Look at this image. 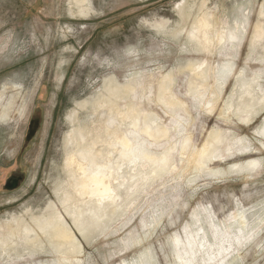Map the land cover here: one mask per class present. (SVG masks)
I'll return each mask as SVG.
<instances>
[{
  "label": "rangeland",
  "instance_id": "1",
  "mask_svg": "<svg viewBox=\"0 0 264 264\" xmlns=\"http://www.w3.org/2000/svg\"><path fill=\"white\" fill-rule=\"evenodd\" d=\"M176 3L182 0H93V12L78 19L69 14L66 0H0V222L26 210L40 213L48 199L56 201L53 182L60 174L63 140L70 130L66 118L75 104L91 100L109 78L124 81L135 70L156 75L160 69L168 72L185 63L181 40L164 33L179 22ZM238 4L245 6L254 27L263 0H207L217 17L229 22L237 15ZM163 20L168 25L162 31L150 28V23ZM248 44L245 42L239 55L232 56L236 69L238 73L244 70L249 78L251 70H257L264 86V68L247 61ZM181 78L177 80V94H184L186 89ZM234 82L231 79L228 83L213 115L188 101L195 119L192 144L199 148L212 129L224 132L227 140L214 156L224 155L226 160L210 168L225 169L230 174H201L190 185L182 180L164 187L153 185L106 227L86 238L78 235L83 250L71 259L78 264H178L171 242L176 236L185 240L186 226L193 229L197 217L207 220V210L214 212L213 219L221 227L230 226L233 215L243 210L250 229L258 236L240 250L236 264H264V227L259 224L264 218V137L260 134L264 111L248 125L240 124L232 114L228 121L220 118L218 112ZM34 119L39 120L37 133L26 142L28 125ZM226 144H234L235 149L247 146L254 154L232 160L225 152ZM251 158L261 163L249 176L232 169ZM14 176L22 177L19 186L5 190V181ZM159 205V224L145 226ZM204 228L213 241L211 228ZM42 239L45 254L0 264H50L51 247Z\"/></svg>",
  "mask_w": 264,
  "mask_h": 264
},
{
  "label": "bare ground",
  "instance_id": "2",
  "mask_svg": "<svg viewBox=\"0 0 264 264\" xmlns=\"http://www.w3.org/2000/svg\"><path fill=\"white\" fill-rule=\"evenodd\" d=\"M66 2L73 18H87L93 12V0ZM238 6L235 8L237 15L229 22L219 19L215 9L207 6V0L176 3L174 10L179 22L176 28L164 33L174 40H181L180 46L186 54L184 64L168 72L160 69L156 75L135 70L124 81L109 78L91 100L76 102L66 118L70 130L63 140L60 174L53 182L56 201L48 199L40 213L26 210L0 222V263L24 256L33 260L37 255L45 254L44 238L51 247L49 253L53 262L50 264H78L71 259V255L83 250L78 235L86 238L92 231L106 227L153 185L164 187L171 181L181 180L190 185L201 174L224 177L230 174L225 169L214 171L210 168L226 158L224 155L214 156L227 140L224 132L212 129L199 148L192 144L191 128L195 119L188 101H192L198 110L213 115L232 79L234 89L218 116L228 121L229 114H232L241 121L240 124L248 125L264 111V86L260 73L251 70L254 76L250 78L244 75V70L238 73L232 58L239 55L245 42H249L247 61L264 68V0L254 27H251V17L245 6ZM166 25L164 20L149 24L157 32ZM232 36L236 39H231ZM225 65L232 66L227 75ZM180 76L186 88L184 94L175 91ZM258 105L260 108L256 110ZM83 114L85 118H81ZM262 133L264 137V130ZM117 141L119 146H116ZM236 143L242 144V140L236 139ZM136 145H139L138 149ZM261 145L264 149V141ZM224 147L230 159L254 154L247 146L235 149L234 144H226ZM132 149H136L135 154L127 155ZM161 158L172 161L167 170L162 171L157 164V159ZM260 161L245 159L234 164L232 169L249 176L251 170L243 169H249L252 162L256 167L260 166ZM101 191L111 194L103 204L93 195ZM161 209L162 205L153 208L145 226L159 224L157 218ZM212 214L207 210V220L197 217L194 221L196 227L189 228L185 240H181L182 246L178 250L181 259L176 258L178 264L182 261L221 264V260L223 264H236L240 250L258 236L250 229L248 215L243 210L233 215L230 226L223 227L220 222H215ZM259 224L264 227V218ZM204 225L211 228L213 241L207 236ZM200 229L203 231L197 239L193 234ZM189 242L192 247H185ZM235 249L236 255L232 256Z\"/></svg>",
  "mask_w": 264,
  "mask_h": 264
},
{
  "label": "snow or ice",
  "instance_id": "3",
  "mask_svg": "<svg viewBox=\"0 0 264 264\" xmlns=\"http://www.w3.org/2000/svg\"><path fill=\"white\" fill-rule=\"evenodd\" d=\"M195 31L193 32V37H195ZM231 39L235 40L236 37L235 36H232ZM205 42H207V37H205ZM223 42V41H222ZM231 65H225V74H229L230 71H231ZM163 71V69H162ZM120 145V142L117 141V144L116 146H119ZM139 148V145H136V149ZM136 149H132L131 151H129L127 153V155L129 156H133L135 154V151ZM122 155H124V153H121ZM172 161L168 158H161V159H157V164L161 166V170H167V168L171 165ZM255 163L252 162L250 164V167L249 169H243V171H248V170H255ZM153 175H155V173H153ZM93 195L100 201L101 204H103L106 200H108L111 196V194L107 191H101V192H94ZM193 227H196V225H193ZM203 229H200L199 232H196L194 233L193 235L198 239L199 238V235H200V232H202ZM227 231H230V229H227ZM189 232V228L186 226L185 229H184V233H185V236H187V233ZM172 245H174V251H176L177 255H176V258L179 260L181 259L180 255H179V249L181 248L182 246V241L179 237H177L174 241L171 242ZM237 243H239V240H237ZM215 247V245H213ZM185 247H188V248H191L192 247V243L189 242L185 245ZM200 247H203V244L200 245ZM231 249H229L230 251ZM182 264H191V261H182ZM221 264H223V261L221 260Z\"/></svg>",
  "mask_w": 264,
  "mask_h": 264
},
{
  "label": "water",
  "instance_id": "4",
  "mask_svg": "<svg viewBox=\"0 0 264 264\" xmlns=\"http://www.w3.org/2000/svg\"><path fill=\"white\" fill-rule=\"evenodd\" d=\"M39 127V120L38 119H34L32 121H30L29 125H28V129H27V135L25 137L26 142H30L36 135L37 130ZM11 181V180H9ZM17 187V184L14 183L12 185H8L6 184V188L8 190H14Z\"/></svg>",
  "mask_w": 264,
  "mask_h": 264
},
{
  "label": "flooded vegetation",
  "instance_id": "5",
  "mask_svg": "<svg viewBox=\"0 0 264 264\" xmlns=\"http://www.w3.org/2000/svg\"><path fill=\"white\" fill-rule=\"evenodd\" d=\"M26 135H27V134H26ZM9 180H11V181H9ZM21 180H22V177H21V176H14V177L8 178V179L5 181V183H4V188H5V190H7V191H12V190H8V189L6 188V184H8V185H12V184L16 183V184H17V187H18L19 184H20V182H21ZM17 187H16L15 189H17ZM15 189H14V190H15Z\"/></svg>",
  "mask_w": 264,
  "mask_h": 264
}]
</instances>
